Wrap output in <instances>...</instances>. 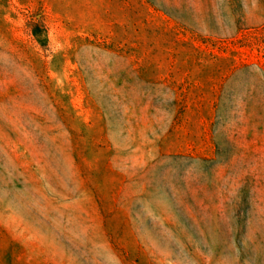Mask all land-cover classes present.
Returning <instances> with one entry per match:
<instances>
[{"label": "rangeland", "instance_id": "1", "mask_svg": "<svg viewBox=\"0 0 264 264\" xmlns=\"http://www.w3.org/2000/svg\"><path fill=\"white\" fill-rule=\"evenodd\" d=\"M123 254L264 264V0H0V264Z\"/></svg>", "mask_w": 264, "mask_h": 264}, {"label": "crops", "instance_id": "2", "mask_svg": "<svg viewBox=\"0 0 264 264\" xmlns=\"http://www.w3.org/2000/svg\"><path fill=\"white\" fill-rule=\"evenodd\" d=\"M103 243L115 247V243L112 241H104ZM117 244V243H116ZM117 247H120L119 245ZM117 252H120L119 249ZM99 264H142L141 259L138 257H127L125 254L116 255L112 257H100L97 258Z\"/></svg>", "mask_w": 264, "mask_h": 264}, {"label": "trees", "instance_id": "3", "mask_svg": "<svg viewBox=\"0 0 264 264\" xmlns=\"http://www.w3.org/2000/svg\"><path fill=\"white\" fill-rule=\"evenodd\" d=\"M32 34L35 36V38L38 40V42L41 44V45H44L45 44V41H46V37H44V39H39L38 38V27H33L32 29Z\"/></svg>", "mask_w": 264, "mask_h": 264}]
</instances>
